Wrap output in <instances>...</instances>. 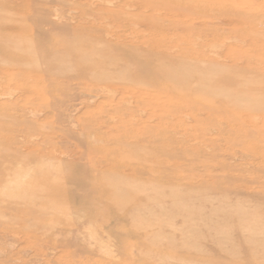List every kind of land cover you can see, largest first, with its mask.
<instances>
[{
  "label": "rangeland",
  "instance_id": "rangeland-1",
  "mask_svg": "<svg viewBox=\"0 0 264 264\" xmlns=\"http://www.w3.org/2000/svg\"><path fill=\"white\" fill-rule=\"evenodd\" d=\"M262 241L264 0H0V264H264Z\"/></svg>",
  "mask_w": 264,
  "mask_h": 264
},
{
  "label": "bare ground",
  "instance_id": "bare-ground-1",
  "mask_svg": "<svg viewBox=\"0 0 264 264\" xmlns=\"http://www.w3.org/2000/svg\"><path fill=\"white\" fill-rule=\"evenodd\" d=\"M156 73V76L155 78H152L150 75H148V77H146V84L149 86V85H153L155 86L156 88H164L166 86L169 87V85H166L167 83H170V90L172 92H174L175 94H182L183 93V89H185V85H186V82H185V78L182 77V74L181 72L179 73L178 71H171V70H165V69H161V70H158ZM130 78V77H129ZM134 79L130 78V82L133 84V85H136L137 84V81H136V78L133 77ZM139 85V84H138ZM196 89V88H195ZM226 92V91H225ZM184 97V96H183ZM175 98V97H174ZM221 98V97H219ZM192 99V97H191ZM222 99V102L224 103V101L228 102V103H231V106L234 107L235 104H238V98L237 96H228L227 98H221ZM160 100V99H159ZM175 100V99H174ZM193 100V99H192ZM157 102V101H156ZM221 102V101H220ZM161 103V101L159 102ZM153 104V103H152ZM167 104V103H166ZM162 105V104H161ZM159 105V106H161ZM164 105V104H163ZM162 105V106H163ZM158 106V107H159ZM207 106V105H206ZM228 106V105H227ZM157 107V106H155ZM166 108V107H164ZM236 108V107H234ZM167 109V108H166ZM214 109V108H213ZM240 110V108H237ZM155 110V109H154ZM158 110V109H157ZM160 110V108H159ZM210 110V108L208 109ZM164 111V109H163ZM236 113V112H235ZM244 115V114H243ZM113 187L112 189V195L114 194V191L116 190L118 184H115V185H111ZM254 246V245H253ZM257 247V246H256ZM264 249V241L261 242V249ZM258 249V248H257ZM252 252V251H251ZM264 252V251H263ZM263 255V254H262ZM263 259L262 261L264 262V255L262 256Z\"/></svg>",
  "mask_w": 264,
  "mask_h": 264
}]
</instances>
